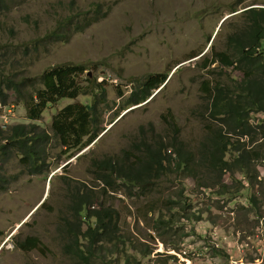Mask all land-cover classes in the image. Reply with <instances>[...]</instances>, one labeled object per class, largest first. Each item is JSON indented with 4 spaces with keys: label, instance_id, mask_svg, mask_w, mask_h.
<instances>
[{
    "label": "rangeland",
    "instance_id": "374dc122",
    "mask_svg": "<svg viewBox=\"0 0 264 264\" xmlns=\"http://www.w3.org/2000/svg\"><path fill=\"white\" fill-rule=\"evenodd\" d=\"M28 1L14 0L11 7L3 6L4 19L17 24L10 25L14 27L12 34L7 28L0 31V79L28 78L25 84L16 82L20 95L4 93L7 102L0 103V126L28 121L20 96L40 87L43 72L55 65L82 67L76 81L80 87L88 84L87 74L91 73L90 89L72 100L64 97L56 104H44L36 130L45 131L52 139L53 124L60 113L67 106L92 102L104 94L102 89L113 109L102 111L72 148L48 145L39 173H30L28 165H23L22 153L10 150L8 160L0 166V179L13 176L0 190V264H79L63 254L55 226L76 198L70 190L83 192L85 186L94 189L95 208L102 197L100 201L118 211L126 252L140 264H264L262 139L249 147L254 151L251 164L243 168L237 164L223 173L221 180L227 191L223 197L200 188L202 182L212 184L216 179L206 178L212 173L200 164H195L196 178L177 171L145 190L118 180L106 195L94 175L99 162L139 143L159 146L180 138L189 148L198 145L206 134L202 122L208 115L212 86L235 90L236 81L243 79L234 62L232 37H247L261 26L259 19L244 14L264 9V0H176L174 7L160 0H75L74 5H31ZM93 10L107 16L80 30L68 43L51 45L58 20L69 16L81 20ZM25 14L31 15L32 23L20 21ZM40 38L44 47L36 46ZM261 48L264 41L254 55ZM242 50L249 51L251 46ZM222 52L234 60L233 65L224 67L214 61ZM151 75L166 79V86L155 90L151 100L127 105L124 100L130 90ZM97 83L101 87H95ZM262 119V113L249 114L252 125ZM214 123L219 125L220 121ZM89 140L91 147L80 152ZM2 144H8L7 140ZM222 145L218 141L216 148ZM183 209L179 220L171 217ZM169 220L171 229L160 224ZM28 235L45 245L43 253L13 247L12 241ZM145 245L150 247L149 254L140 251ZM160 249L164 253H156ZM168 255L176 259L168 260Z\"/></svg>",
    "mask_w": 264,
    "mask_h": 264
},
{
    "label": "trees",
    "instance_id": "16d2710c",
    "mask_svg": "<svg viewBox=\"0 0 264 264\" xmlns=\"http://www.w3.org/2000/svg\"><path fill=\"white\" fill-rule=\"evenodd\" d=\"M10 1L0 0V4L9 7ZM89 14L92 15L91 19L87 18ZM105 16L107 13H101L100 10L85 13L80 30L98 23ZM251 16L259 19L261 26L250 31L247 37L245 35L232 37L230 43L231 47L239 49L251 46V50L241 55L239 63H237V69L243 73V79L236 81L237 89L235 90L220 87V84L212 86L209 96L215 93V99L211 112L207 111L208 115L202 122L206 134L200 139L198 145L189 148L187 142L176 138L172 142L159 146L150 145L147 147L143 143H139L134 149L129 147L119 154L108 156L107 160L99 162L94 174L96 180L102 185L100 189L103 195H106L108 190L113 191L118 180L145 190L162 176L177 171L182 172L186 177L196 178L195 164L202 165L209 173H212L206 178L216 177L212 184L202 182L200 188L204 187L209 190V193L219 197H223L227 193L221 180L223 173L231 170L237 164L241 168L247 167L252 160L249 157V151L244 147L245 143L237 140L238 146L234 147L227 135L230 133L239 138L246 136L253 141L251 132L262 131L264 137V74L250 69L260 70L264 67L262 53L254 55L256 45L264 41V10L252 13ZM56 32L57 35L50 41L51 43L67 40L60 28ZM36 46L44 47V44L39 39ZM215 60H218L224 67L233 65V60L224 52L217 53L214 57ZM82 72V67H74L70 64L54 67L41 75L42 84L40 87L31 88L20 96L23 106L28 111V121L0 126V166L8 160L7 156L14 148L22 153L21 160H23L24 166L28 165V171L32 173L33 170V172L39 173L40 165L42 162H46V147L48 145L52 147L61 145L67 147V150L79 143L91 123L98 118L102 111L109 108L105 89H102L104 94L100 97L95 96L89 105L67 106L54 121L52 139L45 131L36 130V125L38 112L44 104H56L64 97L72 100L90 89L88 87L92 82L90 78H86L88 84L83 87H80L76 82ZM254 73L257 74V78H252ZM27 78L25 76H4L3 80L0 79V103L6 105L5 92H14L16 95H20V86L16 82L21 81L22 84H25ZM165 82L166 79H160L159 75L149 76L137 88L130 90L125 103L144 102L154 94L155 90L165 86ZM95 87H101V85L97 83ZM252 112L263 114V119L255 125L249 123V114ZM222 115L224 117H221ZM214 120L220 121V123L225 121L227 125L232 126V129L227 132L228 134H223V128H217ZM95 135L91 136V140ZM4 140H7L8 144H2ZM91 140L83 143L80 148L91 143ZM218 141L223 145L216 148ZM234 153L236 156L232 155ZM12 177L0 179V190L5 187L3 183L7 184ZM70 191L76 198L70 201L71 209L61 213L55 226L56 234L62 242L63 254L76 260L79 264H119L120 262H122L120 264H140V261L126 252L123 240L125 234L118 223V211L100 201L102 197H99V208H95L93 206L95 199L92 197L94 189L92 188L85 186L83 192L73 189ZM173 203L175 204L176 201ZM183 211L184 209L171 217H177L179 220L184 216ZM171 220L161 221L160 224L165 225L166 228L170 226L171 229L173 226ZM12 242L15 249L25 252L37 250L39 253H43L46 248L39 238L33 235ZM118 244H123V246ZM149 250L148 245L140 249L146 254L150 253ZM167 259H176V256L168 255Z\"/></svg>",
    "mask_w": 264,
    "mask_h": 264
},
{
    "label": "clouds",
    "instance_id": "9594fccd",
    "mask_svg": "<svg viewBox=\"0 0 264 264\" xmlns=\"http://www.w3.org/2000/svg\"><path fill=\"white\" fill-rule=\"evenodd\" d=\"M13 2H14V0H11L9 2V7H11ZM262 10H264V9L251 10L249 12H246L244 15H252V13H259ZM19 19H20V21L22 23H25V24L32 23V18H31L30 14L22 15V16L19 17ZM81 24H82V19L81 20H77L73 16L64 17V18L58 20L56 22V25H55L53 30L56 31L58 28H60L63 31V34L65 35L67 40L66 41L52 42L51 45H54V44H57V43H65V44L68 43L71 40V38L75 34H77L79 32V30L81 28ZM7 32H10L12 34L14 32V27H12V26L7 27ZM40 40H42V38H40ZM262 45H263V43L257 44L256 47L254 48V52H256V49H257L258 46H262ZM231 49H232L233 54H234V56L236 58V61H234V60L233 61L235 63H239L240 56L243 55V54H246V51H243L242 49L235 48V47H231ZM263 51H264V48H261L260 53H262ZM62 65H69V64H62ZM62 65H55V66H52V67L48 68L47 70L52 69V68L57 67V66H62ZM250 69L252 71H254V72H258V73L264 74V67L262 69H260V70H253L252 68H250ZM47 70H45V71H47ZM25 77H28V76H25ZM87 78H90V79L92 78L91 77V73L87 74ZM99 80L102 81V78H99ZM153 96H154V94L150 95L144 102H146L148 99L151 100L153 98ZM214 99H215V93H213L211 96H209V105L207 106V111L208 112H211V110H212V104L214 102ZM144 102H141L139 104H142ZM80 104L89 105V104H91V102L90 103H80ZM139 104H127V105L137 106ZM108 109L112 110L113 106H110V104H109V108ZM221 117H224V116L222 115ZM219 127L223 128V134H228L227 132L232 129V126L231 125H227L225 121H222L219 125H217V128H219ZM262 133H263L262 131H259V132H253L252 131L251 132V137L253 138V141L251 140L250 137L247 138L246 136L242 137V138H239L236 135L230 134V133L227 136H229L228 138L230 139V142L233 143L234 147L238 146V143L236 142L237 140H239L241 143H245L244 147H245L246 150L249 151V157L252 159L251 162H250V164H251L252 161L254 160V157L251 154L254 151L251 148H249V147L252 144H254L257 141H259V139H262V141H264V137H263ZM254 134H257V136H254ZM91 143H89L88 145L80 148L79 151L81 152L85 148H90L91 147ZM232 155L236 156V153H234ZM263 173L264 172H261V174H263Z\"/></svg>",
    "mask_w": 264,
    "mask_h": 264
},
{
    "label": "bare ground",
    "instance_id": "6f19581e",
    "mask_svg": "<svg viewBox=\"0 0 264 264\" xmlns=\"http://www.w3.org/2000/svg\"><path fill=\"white\" fill-rule=\"evenodd\" d=\"M165 6L169 5L171 7H174L177 5V1L176 0H160ZM29 4L33 5L35 3H51L54 5H63V4H76L75 0H29L28 1ZM5 9L4 7L0 4V31L2 29H5L7 27H9L10 25L13 24H17V21L11 19V20H7L4 19V14H5ZM166 86V85H165Z\"/></svg>",
    "mask_w": 264,
    "mask_h": 264
},
{
    "label": "built area",
    "instance_id": "2783aa9c",
    "mask_svg": "<svg viewBox=\"0 0 264 264\" xmlns=\"http://www.w3.org/2000/svg\"><path fill=\"white\" fill-rule=\"evenodd\" d=\"M158 252H160V253H164L161 249L158 250L156 253H158ZM230 261H231V260H230ZM229 264H232V263L229 262Z\"/></svg>",
    "mask_w": 264,
    "mask_h": 264
}]
</instances>
